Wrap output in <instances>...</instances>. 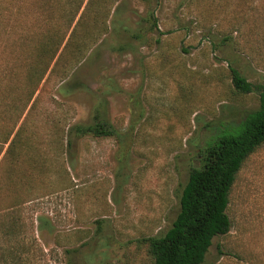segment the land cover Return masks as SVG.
Returning a JSON list of instances; mask_svg holds the SVG:
<instances>
[{"label": "rangeland", "instance_id": "rangeland-1", "mask_svg": "<svg viewBox=\"0 0 264 264\" xmlns=\"http://www.w3.org/2000/svg\"><path fill=\"white\" fill-rule=\"evenodd\" d=\"M249 3L120 0L118 18L129 17L137 27L152 10L157 28L124 51L112 50L114 37L106 35L97 58L77 68L83 86L66 91L57 77L60 67L50 79L46 73L34 94L40 108L50 105L65 123H90L93 106L103 99L118 131L72 137L56 159L52 141H33L43 150L50 146L52 157L50 189L43 176L36 185L41 197L35 215L41 217L35 221L37 240L44 250L58 252L57 259L47 256L49 264H150L138 240L170 227L188 173L200 164V150L258 107L264 0ZM230 68L253 90L237 92ZM46 128L42 120L38 132ZM227 214L229 231L212 238L201 264H264V145L237 173ZM56 240L71 251L64 254Z\"/></svg>", "mask_w": 264, "mask_h": 264}, {"label": "trees", "instance_id": "trees-1", "mask_svg": "<svg viewBox=\"0 0 264 264\" xmlns=\"http://www.w3.org/2000/svg\"><path fill=\"white\" fill-rule=\"evenodd\" d=\"M119 1L0 0V264H49L47 256L58 257L56 248L44 250L35 235V221L41 220L35 216L41 197L36 185L44 180L50 189L52 157L50 146L43 150L33 141H52L56 159V151L69 148L72 137L118 135L108 121L106 100L93 106L90 123L69 124L50 105L40 108L34 94L46 73L50 79L58 67L56 76L64 90L83 86L84 75L76 74L77 68L86 59L97 58L106 35L114 37L112 50L124 51L132 40L157 28L152 10L137 27L129 17L118 18ZM239 29L236 24L234 31ZM229 70L237 92L253 90L237 68ZM74 73L76 79L66 81ZM256 90L258 107L200 150V164L188 173L170 227L161 235L138 240L145 245L150 264H201L212 238L229 231L231 186L246 159L264 145V84ZM42 120L48 124L43 134L38 132ZM55 244L64 247V254L71 251L57 240Z\"/></svg>", "mask_w": 264, "mask_h": 264}]
</instances>
